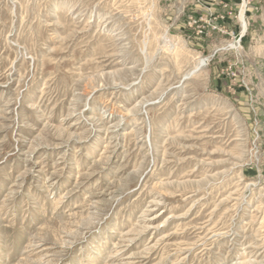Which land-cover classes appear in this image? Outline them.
Wrapping results in <instances>:
<instances>
[{
	"label": "rangeland",
	"instance_id": "1",
	"mask_svg": "<svg viewBox=\"0 0 264 264\" xmlns=\"http://www.w3.org/2000/svg\"><path fill=\"white\" fill-rule=\"evenodd\" d=\"M0 264H264V0H0Z\"/></svg>",
	"mask_w": 264,
	"mask_h": 264
}]
</instances>
